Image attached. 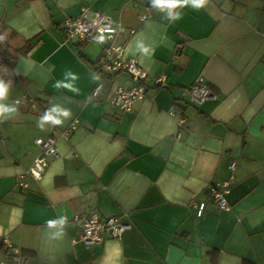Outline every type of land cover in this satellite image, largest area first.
Segmentation results:
<instances>
[{
  "label": "crops",
  "instance_id": "crops-1",
  "mask_svg": "<svg viewBox=\"0 0 264 264\" xmlns=\"http://www.w3.org/2000/svg\"><path fill=\"white\" fill-rule=\"evenodd\" d=\"M148 1L0 0V50L33 45L7 77L0 70L11 85L2 103L15 109L0 117V259L7 237L25 264H264V0L181 7L174 22L152 7L142 22ZM84 7L107 16L116 35L66 41L63 22ZM113 43L148 76L146 97L129 113L110 102L135 85L127 72L105 77L93 96L98 61ZM159 76L166 85L154 83ZM199 79L214 97L193 103ZM53 109L71 117L53 112L62 123L41 129ZM74 122L42 178L28 175L41 154L36 140ZM223 182L229 211L208 195ZM198 202H206L201 217ZM93 212L131 228L87 245L75 217Z\"/></svg>",
  "mask_w": 264,
  "mask_h": 264
},
{
  "label": "built area",
  "instance_id": "built-area-1",
  "mask_svg": "<svg viewBox=\"0 0 264 264\" xmlns=\"http://www.w3.org/2000/svg\"><path fill=\"white\" fill-rule=\"evenodd\" d=\"M152 1L147 2V7L144 12H141L140 19L146 20L152 12ZM65 34L68 40L76 41L84 44L93 41L96 37L103 41L109 35L117 33V25H115L107 16L98 11H91L84 7L81 15L76 19H68L64 23ZM125 48L123 44L113 43L103 52L98 61L99 79L94 88L93 96L96 98L104 87L103 79L107 76H112L120 72H127L130 74L135 85L130 88H117L111 96V104L121 113H129L133 111L134 104L137 101L143 100L146 97L148 90L147 74L140 67L138 60L134 57H124ZM154 83L158 86L166 85L164 77L159 76L154 78ZM191 100L193 103H201L211 97H214L211 88L204 83L202 79L196 81L189 89ZM172 114L178 119L181 127H187L189 120L178 113L177 110L172 111ZM76 127V123L61 132H57L46 138H38L36 144L41 148V154L37 157L33 167L28 171V175L35 179H41L49 165L60 157L57 142L59 139H69L71 133ZM236 164L231 165L234 169ZM24 178V176L22 177ZM20 185L25 186L24 181L20 180ZM230 183L223 182L213 184L209 190L208 195L217 207L224 211L231 210L228 204L226 194L229 192ZM197 215L201 217L206 208V202L195 203ZM75 221L79 226L80 240L87 245H94L102 242L105 236L112 238H119L123 233L131 228L129 222L123 221L121 218L115 216L103 217L101 214L93 212L89 214L77 215ZM2 244L6 249V257L0 259V264H25V258L22 251L16 247L6 237L3 238Z\"/></svg>",
  "mask_w": 264,
  "mask_h": 264
},
{
  "label": "clouds",
  "instance_id": "clouds-1",
  "mask_svg": "<svg viewBox=\"0 0 264 264\" xmlns=\"http://www.w3.org/2000/svg\"><path fill=\"white\" fill-rule=\"evenodd\" d=\"M210 4V0H152V5L154 8H156L158 11H164L167 13L169 19H171L173 22L176 20L181 19L180 14L176 11V9L181 7H192L193 9L200 10L208 7ZM0 39H3L0 37ZM141 51L147 52L148 50L143 48L141 46ZM55 87H65L68 89H72L71 84H57ZM11 90V85L8 83H5L2 79H0V117H3L4 113L15 111L14 108H9L6 105L2 103V101L6 100ZM74 90V89H72ZM53 112L58 113L60 116L64 117L65 119H68L71 117V111L70 110H60V109H53L50 111L44 119L41 121L40 127L43 129L44 124L51 123L54 125H59L62 123L60 119H57ZM51 227H56L57 224H63L64 220L61 221H52L49 222Z\"/></svg>",
  "mask_w": 264,
  "mask_h": 264
},
{
  "label": "trees",
  "instance_id": "trees-1",
  "mask_svg": "<svg viewBox=\"0 0 264 264\" xmlns=\"http://www.w3.org/2000/svg\"><path fill=\"white\" fill-rule=\"evenodd\" d=\"M32 48V41H28L21 47H14L12 51H9L8 49H5L4 51L0 50V70L3 69V75L7 77L9 72L14 68L19 57L28 55Z\"/></svg>",
  "mask_w": 264,
  "mask_h": 264
},
{
  "label": "bare ground",
  "instance_id": "bare-ground-1",
  "mask_svg": "<svg viewBox=\"0 0 264 264\" xmlns=\"http://www.w3.org/2000/svg\"><path fill=\"white\" fill-rule=\"evenodd\" d=\"M80 15H81V13H80L77 17L67 18L66 20H68V19H76V18H79ZM151 16H152V14H150V16H149L147 19L151 18ZM147 19H146V20H147ZM66 20H65V21H66ZM146 20H144V21L141 20V21H142V22H145ZM65 21L63 22L64 32H65V26H64ZM114 35H116V34L109 35L108 37H112V36H114ZM65 39H66V41L73 42V41L67 39L66 34H65ZM103 41H104V40H103ZM103 41H101V40H99L98 38L94 37V38H93V41H90V42L84 43L83 45L90 44L91 42L102 43ZM107 47H108V45L104 47L103 52L105 51V49H106Z\"/></svg>",
  "mask_w": 264,
  "mask_h": 264
}]
</instances>
